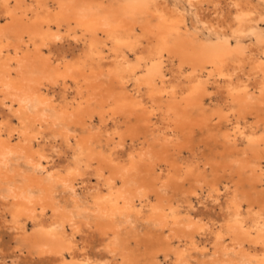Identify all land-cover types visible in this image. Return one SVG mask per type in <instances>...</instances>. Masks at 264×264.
Masks as SVG:
<instances>
[{"label": "bare ground", "instance_id": "6f19581e", "mask_svg": "<svg viewBox=\"0 0 264 264\" xmlns=\"http://www.w3.org/2000/svg\"><path fill=\"white\" fill-rule=\"evenodd\" d=\"M263 26L264 0H0V179L11 187L0 198V229L28 241L48 264H159L160 254L189 264L192 253L210 247L219 264L233 254L264 264V191L257 190L264 185V120L262 130L245 118L232 121L230 108L264 114ZM57 86L60 101L50 93ZM208 87L222 103L211 113ZM95 116L103 153L99 134L68 129H90ZM213 127L234 146L244 144L257 163L241 198L226 185L220 193V182L208 184L216 224L190 217L174 200L197 195L190 183L200 172L191 162L169 161L167 153L157 159L131 143L124 151L125 138L139 130L171 143L177 133L187 140ZM13 157L32 171L22 186L2 170ZM78 181L94 209L87 223L59 209L54 197L59 187L76 194ZM117 217L153 221L156 233H122ZM0 259L17 264L18 255L0 250Z\"/></svg>", "mask_w": 264, "mask_h": 264}, {"label": "rangeland", "instance_id": "374dc122", "mask_svg": "<svg viewBox=\"0 0 264 264\" xmlns=\"http://www.w3.org/2000/svg\"><path fill=\"white\" fill-rule=\"evenodd\" d=\"M263 28H264V26H263ZM10 44L13 47V46H15L17 44V42L13 38V39H11V43ZM65 49H67V48H65ZM47 54L49 55L50 53H47ZM68 54L69 53H67V55ZM60 88H59V86H57L53 90H50L51 91L50 93H52V95H54V97L56 99L60 95L59 98H58V101L61 100L60 97H61V94H62V91H61ZM54 90H56V93H55L56 95L54 94V92H55ZM213 91L214 90L211 87H208V90H207L206 93L210 94V96L206 97L205 100H204L206 113H211L213 109L222 106V103L217 99V96H215V91L214 92ZM69 97H68V99H70ZM255 97H256V95H254V99H252V100L253 101H258V98L257 97L255 98ZM230 108H231V113H232V116H231L232 121L237 120V119H240V121H242L243 118H245L246 120H248L249 124H256L260 129L262 128V126H263L262 122L264 120L263 119L264 118V116H263L264 114L261 111H258L257 113L252 114V115H248V114H244V113L241 114L238 111L239 108L237 107V105L235 103H230ZM197 111L198 110L195 109L194 115H196L195 116L196 119H199L198 115L196 114ZM93 121H92V124L90 126V129H85V130H83V132L79 129V126L75 127L72 124L68 126V129H70L69 132L71 134H74V135L75 134L76 135L77 134L78 135H80V134L81 135H87L88 133H92V134H96V135L99 134L101 136L100 137V144H99L100 145V149L99 150H101V152L103 153L104 149H105V145H106L105 144L106 142H104L105 141V136H103L104 134H102L103 133L102 132L103 128L101 127L102 125L99 122V117L98 116H95L93 118ZM215 123H216V121L214 120L213 124H215ZM119 124H120V126H119ZM117 126L119 127V130H120V133H122V136L123 135L125 136V130H126L127 127L125 125L124 120L121 117L117 120ZM97 129H98L99 132L97 131ZM204 130H206V129H204V128L203 129H201V128L200 129L199 128L195 129L189 136H187L188 137L187 140H185L186 137L180 136V134L177 133L175 138L173 139V142H171V143L168 142V141L163 140V136H161L160 134H158V133L153 134L151 129H149L147 132H143V131L140 132V130H139V132L137 134V137L134 136V137H129V138L126 137L127 139L125 138V140H126L125 148L126 149L124 148V151L127 150L130 147V144H128V143H131L133 148H136V149L141 148L143 152L149 151V153L150 152L157 153V155H158L157 159L160 156L159 153L161 155L167 153L168 155L166 154V156H167V159L169 161H171V160L174 161L175 160L174 161L175 163L178 162L181 165H182V163L184 161L191 162L192 171H199L200 172V174L198 173V177H197L200 180L192 181L190 183V185L192 186V183L194 182L193 186L196 187V194L197 195L196 196H194V195L191 196V194L190 195H184V196L177 195L176 198L174 196V200L176 202L179 201L178 203L181 204L183 212H187V214L190 217L191 216L195 217L196 215H200L201 214L200 216H202L204 218V220L206 219V220H209V223L214 222L216 224L219 221V216H218V214H219V212H218L219 210L218 209L219 208L215 205V203L210 202L209 201L210 199L209 200L206 199V194L210 191L208 184H210V183H219L220 182L219 183L220 187H221L220 193L224 192V189H222V187L226 185V187L228 188L229 192H232V194H234V196H236L238 198H241V192L240 191L242 190L243 187L246 190L249 188V184L250 183H248V180H250V178L252 177L251 175H252V171L254 170L253 168L257 165V163L254 161L253 156L251 155V153L248 151V149L246 148V146L244 144L237 143L234 146L233 142H228V140H225L223 138L222 133L216 127H213V132H207V130L206 131H204ZM179 138H181V139H179ZM182 139H183V141H182ZM14 141H15V138H14ZM138 143H140V144H138ZM155 143H157V144L155 145ZM160 145L162 146V148L165 147L164 149L166 150V152L163 153L162 150H164V149L160 148L161 147ZM152 146H154V147H152ZM180 146H181L182 149H181V153L179 154V151H178L177 148H179ZM182 146L183 147L185 146L184 149H183ZM225 146H226V148L224 149ZM110 147H111V145H110ZM227 148H230V149L227 150ZM236 152L239 153V154H237ZM230 154H231V156H230ZM242 154H243V156H242ZM14 158L15 157H13V159L9 160L8 163H7L9 165H7L5 168H2V170L4 169V171H3L4 172V176H6L7 178H11V175H12V177H14V178H11V179H14V181H12L13 184L15 182L17 186H22L23 184L27 183V179H26L25 176L30 175V173H32V171H31V168L29 167V165H27L25 163V160H23L22 158L20 159L19 157H18V159L17 158L14 159ZM236 158H238V159H236ZM15 161L18 162V164ZM238 161H240V162H238ZM209 165H211V166H209ZM17 168H18V170H17ZM28 169L30 171H28ZM15 170L20 175H18V173ZM45 174H46V172H45ZM45 174L42 175L44 178L46 177ZM23 175H25V176H23ZM38 176H41V174H38ZM240 176H242V177H240ZM214 177H216L217 182L214 179ZM217 177L218 178L220 177V178L217 179ZM202 178H203V180H202ZM191 179H192V177H191ZM91 180H92V183L95 182L94 178H91ZM189 180H190V178L187 180V182H184V188L185 189L189 187ZM230 180H232V181H230ZM1 181L2 180L0 179V198L6 199L8 194H10V188L11 187L8 185L9 184L8 182H5L6 180H3V182H1ZM24 181H26V182H24ZM20 183H21V185H20ZM203 183H205L206 185L203 184ZM79 184H80V182L78 181L77 185H75V189H76L75 192H77V193L76 194L72 193L73 196H72L71 192L69 193L68 190L67 191H63V190L61 191L60 190L61 188L59 187V188H57V190H56V192L54 194V197H55V199L56 198L58 199V201L56 199V202L58 203L57 207L59 209L63 210L64 212L69 213L74 218L75 221H81L82 220L83 223L84 222L87 223L90 220L89 217H92V215H90V214L93 213L92 210H94V209L92 207L91 202H89L90 200L87 197V189H85L87 187V185L84 186L83 183H81L80 185ZM195 185H197V186H195ZM263 187H264V185L261 183L260 185L257 186V190L259 189L258 191L262 192V191H264ZM77 188L80 191H78ZM197 189H198V191H197ZM222 190H223V192H222ZM67 192L70 195L66 194ZM69 197L72 199V201H71V199ZM72 197L74 198V200H73ZM165 197L166 198H170V197L172 198L173 196H172L171 192L169 190H167ZM178 197H180L179 200H178ZM150 199L152 201H154V196L152 194H150ZM181 199H182V201H181ZM183 199H185V200H183ZM63 202H65L68 205L64 204ZM80 202H82L83 205ZM198 205H200V206H198ZM205 205H206L207 209L205 208ZM72 206H73V208H72ZM185 208L189 209L190 211H187V209H185ZM83 210H85L86 212L83 211ZM87 211H89V212H87ZM91 211H92V213H91ZM211 211H213V212L211 213ZM83 212L85 213V216H84ZM193 212L195 214H193ZM196 212L198 214H196ZM86 214H88V215H86ZM76 215L77 216L79 215V217L77 218ZM80 215L82 217L81 219H80ZM86 216H88V217H86ZM83 218H84V220H83ZM86 218H87V220H86ZM117 219L118 220H116V224L117 225L119 224L118 228H121L120 231L122 233H125L126 231L132 229L135 232L137 231V232H139V234L142 235L144 232L145 233H149L150 232V234H151V232L156 233V230H157V228L154 225L153 221L150 222V221H147L146 219H141V220L138 219L139 221L136 220L133 217H131L128 221H126L124 217H122V218L117 217ZM118 221H120V222H118ZM124 229H127V230H124ZM142 230H144V231L142 232ZM91 231H92V233H94L93 236H94V240H95L96 232H94L92 229H91ZM30 233H31V230L28 227L27 234L29 235ZM24 241L25 240L23 238H21L20 236L19 237L18 236H14L12 233L7 232L4 229L3 230L0 229V250L2 251V254H5V253H7L9 251H14L15 254L18 255L17 264H48L43 258L39 257V253H38V251L35 248H33L32 246H29L30 244L27 243L28 241H25V242ZM94 242L95 241H93V243ZM88 243H90V241H88ZM173 243H175V242H173ZM174 245H176V244H174ZM209 247H210V245L207 246V248H209ZM234 256L235 255L233 254V255H230L228 257L229 258V260H228L229 264H238V263L239 264H241V263L245 264V261H243L242 258H241V254H238L235 257ZM216 257H217V254L213 253V250L210 247V249H206V252L204 254L203 253H199V252L192 253L191 257L189 258V264H219L218 262H216ZM164 259H165L164 255L160 254L159 257H158V263L159 264H170L171 263L170 259L169 260H166V259L164 260ZM0 262H1V259H0ZM224 262L222 264H224ZM7 264H10V262H7Z\"/></svg>", "mask_w": 264, "mask_h": 264}]
</instances>
